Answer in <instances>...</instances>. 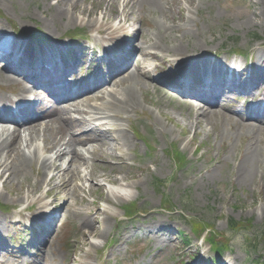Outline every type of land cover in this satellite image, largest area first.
<instances>
[{
  "label": "rangeland",
  "instance_id": "obj_1",
  "mask_svg": "<svg viewBox=\"0 0 264 264\" xmlns=\"http://www.w3.org/2000/svg\"><path fill=\"white\" fill-rule=\"evenodd\" d=\"M40 2L41 0H26L23 4L19 5L22 11L26 12L27 7L35 9L37 3L39 4ZM220 5L219 7L221 8L229 7V9L232 10V14L220 12L218 7L214 8V11L219 13L221 16L220 19L225 27H230L228 30L231 32L234 30L238 36L236 39L230 41L227 34L223 35L220 33L221 30L216 29L214 33H206V38L209 39L210 34H213V36L217 38V42L221 43V47L226 50L247 48L252 41V39L249 38L250 32L255 30L260 33V29H264V22H260L261 20L257 17V19H254V25L249 23L248 26H245V24L237 20H241L242 18L237 16L236 13L241 14L242 12H247L251 15L250 13L253 10L256 11L259 16H264V13L260 14L256 9H252L248 4L246 5L245 0H222ZM152 7L154 6L152 5ZM260 9L264 8L260 7ZM34 12L38 13L40 11ZM40 13L44 14L42 12ZM156 20L163 21L162 15L157 14L153 16L151 24ZM221 29L224 30V27ZM200 30L202 31V28ZM202 33L204 34V31H202ZM177 36L181 37V34H177ZM199 36H201V33H198L195 31L194 27H191V33L187 34L185 38H187L188 42H194ZM171 38H173V36L168 35L159 42L161 45L167 44L170 43ZM180 46V42L174 45H168V47L164 49V53L171 54V52L176 51L175 48L179 49ZM250 46L255 47L257 44L255 43ZM150 98L152 99L153 97L150 96ZM142 100L143 98L141 95L140 102H142ZM153 127L154 128H149L148 132H151V139L157 142V149L160 148L157 150L154 158L147 157L146 164H143L146 168L149 167V172L146 180L139 188L140 203L154 210L152 211L153 213L149 214L147 217H150V220L155 222L164 221L165 219L170 220L172 224L176 225L178 229L184 230L188 235H192L190 229L191 220L189 219L195 215L199 217V220L202 218L208 223L215 219L219 232L226 228V219L229 216L237 220L252 218L255 227V235L260 239L261 231L264 228V215L262 216L258 210L252 208L254 205H264V199L260 197L257 198L263 190L262 188L259 192L257 187H262L261 177L263 175L259 176V174L262 172L264 174V161L261 162V167L254 171L250 178L244 180H238L236 178L233 166L238 151L246 150L247 140L238 135H233L228 131L232 129H227L225 125L223 127L221 125H215L212 130L213 132L208 131L210 127L207 128V131L203 127V131L200 130L202 134L200 139L195 135V142H192L189 147L182 145V152L186 154V166L183 168L184 171H178L172 159L166 156L164 151H161L165 143L168 144L172 142V137L168 134V132H171V125L169 124L168 126V124H166V131H160L157 126ZM205 132L209 135L207 139L202 141ZM138 148L144 154L148 151L141 142H138ZM255 173H257L256 176ZM154 176L169 182L166 190L175 208V212L183 211L187 216L180 212L168 214L160 210L162 197L158 195L157 191L152 186V178ZM133 192L136 193L134 190ZM186 192L189 194V200H193L194 205L199 210H193V212H191L190 210L186 211L184 209L182 196H186ZM1 201L4 202V205H7L9 202L7 199H1ZM92 208L94 209V206H90V211H92ZM211 209L212 211L210 212ZM72 218H74V216H72ZM76 224H79L78 220H76ZM237 240H239V238H237ZM242 242L243 245H245L244 237H242ZM179 244L182 243L178 241L177 245ZM238 244L239 248L237 252L239 254H234L232 259L241 263L242 258H245L246 251L240 247V242ZM263 244L260 246L261 249L264 246ZM168 251L169 249L166 252ZM259 253H261V250ZM253 254L255 255V253ZM255 258L256 256L250 257V264Z\"/></svg>",
  "mask_w": 264,
  "mask_h": 264
},
{
  "label": "bare ground",
  "instance_id": "obj_2",
  "mask_svg": "<svg viewBox=\"0 0 264 264\" xmlns=\"http://www.w3.org/2000/svg\"><path fill=\"white\" fill-rule=\"evenodd\" d=\"M80 1V0H79ZM158 2V0H155ZM161 3L164 1L163 6V14L165 19L163 22L156 21L154 26H150V29H152V32L154 33V37H157L159 35L165 34L166 31L169 29L167 25V21H170L172 24L176 25V19L174 18V13L177 11H182V6L179 0H159ZM190 1V0H187ZM124 2L130 6H132V2L128 3L127 0H124ZM144 2V0H143ZM12 3L10 0H0L1 5H8ZM44 6L46 8L50 7V12H48V18L51 20V24L53 23L56 27H73L75 24L85 25L89 24V26L95 30L98 31H111L116 30L118 31V28L121 26L118 25L115 22H112V24H103L102 21L104 19L114 18L115 20H118L119 23H123L125 21H132V12L131 9L128 7H116L115 3H112L110 11L102 12V17L96 21H92L89 16H91L90 13H88L85 9L78 8L77 0H43ZM9 6V5H8ZM10 7V6H9ZM189 11L190 8H188ZM188 19H191L190 16H188ZM179 20H182L180 17ZM129 27L133 28L134 23H130ZM0 30H5L2 25L0 24ZM138 31V30H137ZM189 29L187 27L185 28H177L174 29L172 32H183V35L188 32ZM143 37V33H142ZM183 37V36H182ZM148 35H144L143 37V44L150 47V44H148ZM181 42V41H180ZM183 42H181V45ZM166 47L160 46L161 51H163ZM166 57H172L170 54H167ZM0 79L7 81V78L0 75ZM127 83H130V80L126 81ZM138 89H131V85H128L126 89H119L114 90L113 88L110 89L106 94L108 95V98L106 101L96 106L95 108V115H100L104 118V120L108 123L110 129H116L117 130V136L119 138H114V141H121L124 145V150L128 152L130 150V147L128 145V140L125 138L124 130L121 129L123 126L120 124L121 118H124L125 120L130 119V108L133 104L138 102L137 96L133 92H137ZM121 110H125L121 113ZM159 111L162 113V108L159 106ZM111 116L117 117L116 122L111 121ZM215 115L207 114L206 116H200V118H203L205 120L204 125L205 126H212L213 122H216V119L214 118L212 120L211 117H214ZM91 118V116H90ZM185 120L188 124V126L195 130L198 135H200L201 127L200 124L202 123L199 120V117H185ZM224 125L233 128L235 127L238 136L240 137H247L252 138L251 142L249 144V148L247 147L245 151V156L242 160V162L239 163V165L236 167L238 180H244L247 178H250V176L253 174L254 171H256L257 167L260 165L259 158L261 156H264V127L259 128L257 126V129H254L250 126V124L239 121L237 119H234L231 115H226L225 119L223 120ZM213 127V126H212ZM208 130V129H207ZM213 128H211L209 131L211 132ZM259 132V133H258ZM207 132L204 133V137L202 138V141L208 138ZM200 139V138H199ZM45 141V138L36 140L33 142L32 138L30 141H27L26 143L19 142L18 145L16 142L15 144H11L7 141L0 143V170H1V176L5 181H3V189L7 191V195H9V192L17 198V201L19 203H25V207H36L40 206L43 201L41 197H34L35 189H31V191L24 195L21 191L15 190L14 188L10 187L7 183V180H12L13 177L11 174L16 175L18 172V169L20 166L23 165V162L26 165V167H30L31 165L39 164L42 156H43V150H37L35 147L36 142H42ZM34 143V144H33ZM54 143H56L58 149L62 151V147L64 146V142L61 136L56 137V140H54ZM102 144L103 147L99 148V153L97 158L104 157L100 163H106L104 167H107L110 163L105 160H109L113 157H116L118 159H122V156L117 154V149H113L112 147H105V139L102 138ZM190 144V141L188 142ZM187 144V145H188ZM46 145V143H45ZM263 147V148H262ZM34 148V149H33ZM227 158V156H226ZM7 161L11 162V164H8ZM41 164L44 166V181H47L49 178V172L51 169V164H47L46 161H42ZM89 164V163H88ZM71 171L73 173V179L74 182L80 187L82 190H85V181H87L86 177L89 176V174L81 176L76 175V172L78 171V168L72 169ZM76 175V176H75ZM24 177V176H23ZM58 177L60 179H63V176L58 174ZM90 180L91 182L95 183L99 187L89 189V192L91 194H94L95 192H98L101 190V184L102 183H109V184H115L121 189H131L137 186L139 181H134L133 177H129L125 175L122 170L117 169L116 166L113 167H107L106 171L103 170V173L97 174L94 171L90 173ZM73 182V181H72ZM59 185H56V187L53 190L60 189ZM66 190V189H64ZM112 194L114 197H117V199H124V200H131L133 199V195L130 193L122 194V191H114L112 190ZM264 191V189H263ZM36 192H39V189L36 190ZM45 192H43V196L45 197ZM263 192L260 193V198H263ZM4 196V192H0V197ZM26 200L29 202L26 203ZM264 205L259 206H253L255 209H260ZM72 208H68L67 214L71 212ZM262 212H264V208H262ZM95 225H91V229L95 230Z\"/></svg>",
  "mask_w": 264,
  "mask_h": 264
}]
</instances>
